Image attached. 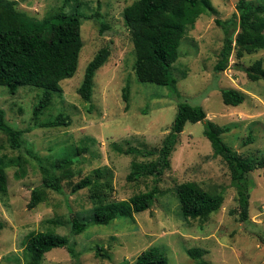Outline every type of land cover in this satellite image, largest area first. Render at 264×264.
<instances>
[{
	"label": "rangeland",
	"instance_id": "obj_1",
	"mask_svg": "<svg viewBox=\"0 0 264 264\" xmlns=\"http://www.w3.org/2000/svg\"><path fill=\"white\" fill-rule=\"evenodd\" d=\"M15 1L16 8L31 18L41 19L60 8L81 15L82 47L74 75L60 81L61 91L53 94L50 106L37 122L32 118V109L41 89L20 86L11 94L0 86L4 120L23 130L25 141L21 148L11 149L0 131L8 186L6 193H0V264H28L23 240L31 231L67 236L76 252L73 255L66 247H56L46 252L39 264H133L142 251L152 246L160 249L169 264H197L187 253L192 248L201 249L200 259L209 264H264V167L247 174L249 219L241 221L230 171L225 160L213 154L202 121L185 122L171 153L170 166L156 182L159 192L152 205L131 217L117 216L107 224L92 223L94 203L88 197V188L71 192L68 182L75 183L85 175L107 182V202L149 191L155 185L152 177L126 179L134 156L120 153L115 144L123 149L129 145L158 149L172 127L179 101L200 105L206 119L229 126L220 141L234 155L242 159L264 156V79L251 80L245 71L257 59L264 67V49L240 58L232 54L225 70L213 69L223 40L215 19L231 16L236 11V0H211L215 12L202 13L194 26L188 27L171 70L175 90L136 78L134 48L123 20V8L132 0H82L80 6L63 0ZM251 1L264 4V0ZM106 45L109 55L95 72L91 99L84 101L77 88L85 67ZM126 86L127 102L122 97ZM223 88L243 91V102L225 105L220 95ZM58 113L70 117L68 126L38 124ZM249 136L253 140L247 143ZM27 150L47 166H55L62 157H73L70 177L63 176V168H54L61 175V191L45 190V201L33 208H28L27 202L31 189L41 186L42 173ZM154 158L152 155L147 159ZM136 159L145 160L141 156ZM185 181H194L211 193H222L220 208L206 220L181 217L175 186ZM74 214L86 223L77 235L70 234ZM96 246L102 247L104 255L95 252Z\"/></svg>",
	"mask_w": 264,
	"mask_h": 264
},
{
	"label": "trees",
	"instance_id": "obj_2",
	"mask_svg": "<svg viewBox=\"0 0 264 264\" xmlns=\"http://www.w3.org/2000/svg\"><path fill=\"white\" fill-rule=\"evenodd\" d=\"M65 4L75 2L80 6L82 0H63ZM235 12L227 19H215L223 32L222 46L213 69L225 70L232 54L236 58L245 53L264 49V4L251 0H236ZM215 12L211 0H132L123 8V20L130 33L134 48V73L139 82L164 85L176 89V79L172 76L173 63L179 56L178 47L188 27H193L197 18L205 12ZM81 15L68 13L60 8L53 14L41 19L31 18L16 8L15 0H0V86L14 94L20 86H32L41 89L40 96L32 109L35 122L46 110L53 99V94L61 91L60 81L74 75L79 52L82 47L80 33ZM84 18H88L85 16ZM109 55V46L101 47L87 63L83 78L77 88L84 101L92 95L93 77ZM249 79H264V67L260 59L245 68ZM221 100L225 105L238 106L245 98V93L233 88L220 90ZM123 100L128 101V87L123 88ZM202 121L203 134L209 140L214 155L221 156L230 171L231 185L236 189L238 213L241 221L249 219V192L247 174L255 168L264 167V156L240 158L234 155L220 141V135L230 130L229 126L217 125L205 118V111L200 105L186 101L177 103L176 115L172 127L164 136L158 149L145 146L122 148L115 144L120 153L131 154L128 181H137L143 177H152L155 185L146 192H139L128 199L105 201L109 187L107 182L97 181L92 175H85L77 182L68 180L71 192L88 188L89 199L94 203L91 209V221L94 224H107L117 216L131 217L133 213L148 209L159 192L156 182L170 166V156L178 141V136L185 122ZM68 115L58 113L54 118L41 121L40 126H68ZM0 131L6 136L11 149L21 148L25 141L23 130L15 129L4 120V111L0 109ZM253 138L248 137V142ZM84 148H81V151ZM80 149L77 147L76 153ZM27 154L35 159L42 173L41 186L31 189L28 208L45 201V190L60 192L61 175L54 168H63V176L70 177V165L73 157L57 159L55 166H47L31 150ZM154 159L148 160L149 156ZM141 156L145 160L139 161ZM6 164L0 152V193L7 191ZM180 215L183 219L206 220L211 212L218 210L223 202V195L211 193L194 181H185L175 186ZM86 227V223L74 214L70 220V234L77 235ZM24 249L29 255L28 264H39L43 255L56 247H66L75 255L74 244H69L67 236L50 231H31L23 240ZM95 252L104 255L101 246ZM197 264H209L201 257L199 248L187 250ZM133 264H169L163 253L156 246L142 251Z\"/></svg>",
	"mask_w": 264,
	"mask_h": 264
}]
</instances>
